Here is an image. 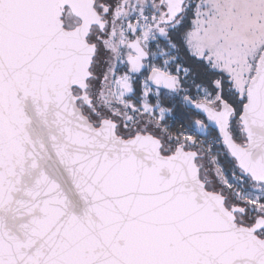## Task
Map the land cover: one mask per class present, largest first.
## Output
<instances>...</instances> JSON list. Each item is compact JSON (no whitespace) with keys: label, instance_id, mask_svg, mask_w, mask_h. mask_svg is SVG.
Returning <instances> with one entry per match:
<instances>
[{"label":"snow or ice","instance_id":"6c2138e0","mask_svg":"<svg viewBox=\"0 0 264 264\" xmlns=\"http://www.w3.org/2000/svg\"><path fill=\"white\" fill-rule=\"evenodd\" d=\"M0 264H264V0H0Z\"/></svg>","mask_w":264,"mask_h":264}]
</instances>
